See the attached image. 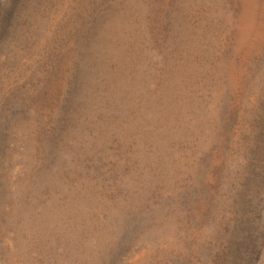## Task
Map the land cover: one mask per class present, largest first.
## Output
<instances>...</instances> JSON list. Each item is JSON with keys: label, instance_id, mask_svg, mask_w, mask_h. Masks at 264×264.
<instances>
[{"label": "rangeland", "instance_id": "1", "mask_svg": "<svg viewBox=\"0 0 264 264\" xmlns=\"http://www.w3.org/2000/svg\"><path fill=\"white\" fill-rule=\"evenodd\" d=\"M0 264H264V0H0Z\"/></svg>", "mask_w": 264, "mask_h": 264}]
</instances>
